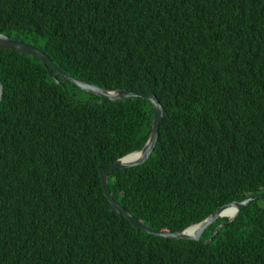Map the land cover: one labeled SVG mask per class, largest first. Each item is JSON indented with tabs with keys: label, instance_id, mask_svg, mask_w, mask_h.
<instances>
[{
	"label": "trees",
	"instance_id": "obj_1",
	"mask_svg": "<svg viewBox=\"0 0 264 264\" xmlns=\"http://www.w3.org/2000/svg\"><path fill=\"white\" fill-rule=\"evenodd\" d=\"M0 32L75 78L155 93L154 149L108 175L145 224L183 229L264 191V0H0ZM0 82V264H264V198L199 240L143 232L110 208L99 168L142 147L147 98L60 85L11 49Z\"/></svg>",
	"mask_w": 264,
	"mask_h": 264
},
{
	"label": "water",
	"instance_id": "obj_2",
	"mask_svg": "<svg viewBox=\"0 0 264 264\" xmlns=\"http://www.w3.org/2000/svg\"><path fill=\"white\" fill-rule=\"evenodd\" d=\"M0 49H11L37 57L44 65L48 67V76L53 78L55 82L60 85H63L62 81H66L74 84L81 90L93 93L97 96L106 97L109 100L121 101L127 98H147L151 102L153 108L151 128L148 137L142 147L139 150H134L121 157H118L110 166L100 167L99 169L101 185L104 195L109 202L110 208L124 216L132 226L140 228V230H142L143 232H147L149 234H154L157 236L199 240L204 229L216 219L227 217L228 221L219 223L215 227L213 234H215L220 227L232 221L238 215L239 211L242 208L250 205V203L255 201L257 198H264V191H262L257 194L246 196L240 200H232L230 202L223 203L216 207L205 218L201 219L198 222L192 223L183 229L174 231H161L152 228L151 226L142 222L140 219L136 218L127 208L122 206L116 199H114L108 187V174L116 169L128 168L143 164L154 149L158 139L159 125L165 114L164 106L160 103L155 93L152 90L148 92H137L130 89L98 86L82 79L75 78L74 76L60 68L47 53H45L38 47L29 42L15 39L2 32H0ZM2 93L3 86L0 82V101L2 99ZM210 239L211 236L204 242L208 243Z\"/></svg>",
	"mask_w": 264,
	"mask_h": 264
},
{
	"label": "rangeland",
	"instance_id": "obj_3",
	"mask_svg": "<svg viewBox=\"0 0 264 264\" xmlns=\"http://www.w3.org/2000/svg\"><path fill=\"white\" fill-rule=\"evenodd\" d=\"M81 97H85V95L84 94H82V93H80L79 94ZM262 204H264L263 202H262Z\"/></svg>",
	"mask_w": 264,
	"mask_h": 264
},
{
	"label": "clouds",
	"instance_id": "obj_4",
	"mask_svg": "<svg viewBox=\"0 0 264 264\" xmlns=\"http://www.w3.org/2000/svg\"><path fill=\"white\" fill-rule=\"evenodd\" d=\"M100 169V168H99ZM117 170V169H116ZM109 175V174H108ZM109 187V186H108ZM103 189V188H102ZM111 192V191H110Z\"/></svg>",
	"mask_w": 264,
	"mask_h": 264
}]
</instances>
